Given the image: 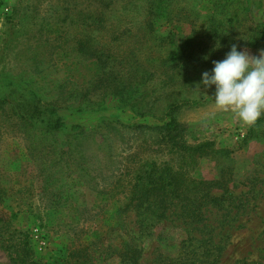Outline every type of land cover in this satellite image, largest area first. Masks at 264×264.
Listing matches in <instances>:
<instances>
[{
    "label": "rangeland",
    "instance_id": "obj_1",
    "mask_svg": "<svg viewBox=\"0 0 264 264\" xmlns=\"http://www.w3.org/2000/svg\"><path fill=\"white\" fill-rule=\"evenodd\" d=\"M105 1L0 0V100H7L0 107V264H264V115L249 133L252 125L215 107L214 86H199L193 70L184 73L196 81L183 86L181 74L165 64L162 37L174 38L175 45L190 35L199 23L196 11L205 12L201 0H171L187 18L157 20L158 44L150 48L154 73L145 87L137 85L141 99L124 103L108 94L96 107L86 100H100L88 89L101 82L98 64L74 48L78 37L90 36L63 18L70 6L87 14L93 6L105 10ZM129 1L119 0L122 24L113 22L146 23L145 1L134 0L130 10ZM234 2L243 3L264 33V0ZM148 39L141 31L142 59L150 53ZM261 49L264 43L238 46L252 56ZM166 77L178 84L165 85ZM26 103L46 112L31 126L20 117L32 113ZM47 113L52 121L60 118L61 128L50 131L42 122ZM169 117L183 127L186 144L211 141L231 150L225 161L230 181L210 190L224 193L223 206L201 205L198 220L184 200L150 197L139 209L126 208L139 165L175 159V147L156 128ZM216 167L204 159L191 175L212 179Z\"/></svg>",
    "mask_w": 264,
    "mask_h": 264
},
{
    "label": "trees",
    "instance_id": "obj_2",
    "mask_svg": "<svg viewBox=\"0 0 264 264\" xmlns=\"http://www.w3.org/2000/svg\"><path fill=\"white\" fill-rule=\"evenodd\" d=\"M144 1L148 10V21L141 24L133 22L130 26L129 23L121 25L122 21L117 14L120 11L117 8L119 0H106L105 10L93 6L91 13L88 12L87 14L82 9L77 8L79 11H76L74 6L66 9L67 13L63 20L69 17V23L76 22L78 33H83L86 30L90 36L86 41L78 37L79 39H76L74 48L83 58L96 61L99 67L100 73L97 75V79L101 82L89 85L88 89L97 90L100 100L96 102L92 98H88L86 100L87 105L95 102L96 107L101 106L104 97L108 94L124 103H129L132 100L135 103L141 99L139 96H143L144 91H142V88H138L137 85H144L145 87L151 81L154 73L151 62L156 59L152 57V52H150V48L158 44V41H154V25L158 19L169 22L174 18L175 21H182L187 18V15L182 13L181 8L171 7V0ZM203 2H206V8L202 5ZM134 3L137 4L132 0L125 3V6H129V10L134 9ZM199 5L200 8L205 9V12H202L199 8V12L196 11L199 23L198 21L193 23L194 27L190 35L184 36V40L175 45H173L175 39L172 37L163 36L161 39V43H166L168 46V51L165 50L167 56L165 64L173 72L181 74L182 81L179 84L183 86H187L189 82H195L197 78L200 80L203 72H210L213 68V61L224 59L233 44L239 46V48L248 46L257 48L264 43L263 30L257 28L256 24H253L251 19L247 17L242 2L201 0ZM17 14L18 9L13 8L12 15L16 17ZM173 15L176 16L173 17ZM114 18H117L121 24L114 23ZM103 22L104 27H102ZM198 26L202 29H198ZM123 27L124 31L119 34V29ZM94 29L99 30V33L93 35ZM89 30L92 33H89ZM141 31L150 38L148 39L151 46L149 47L150 53L147 54L145 59H142L138 54L142 51L141 48L144 47V45L141 47L139 41ZM100 32L103 34H100ZM101 39L104 40L103 43H101ZM217 45H220V47H217ZM186 70L195 71L194 75L197 78L186 75L184 73ZM166 79L165 85L171 84L174 86L178 84L170 77H166ZM145 89L148 93L150 92L148 88ZM133 94H138V97H133ZM183 100L189 101L192 99L184 98ZM5 102H7L6 98L0 100V107H3ZM26 104L28 106L27 112L32 113L28 114L27 119L24 116L20 117L28 122V124L26 123L28 126H31L38 123L42 118L41 115L46 112L43 113L37 104L33 103L31 106L29 103ZM146 104H148V101H146ZM46 110L51 113L56 112V109L53 108ZM47 116L48 119H42V122L50 128V131L61 128L62 121L59 117L52 121L48 113ZM261 118L262 116L252 125L249 133L254 131V127L258 126ZM23 125H25V122ZM156 128H158V133L163 135L175 147L172 150L175 159L161 164L154 161L140 164L131 179L126 208L137 207L139 209L143 204L149 203L150 197H154L155 201L158 202L164 199H170L171 203L174 200H177V202L184 200L187 203L184 208L188 211L189 216L198 220L201 217V205L215 203L223 206L224 202L222 200L226 199L224 193L222 195H212L210 190L217 187L223 188L222 185L226 186L230 181L229 177H226L229 168L225 161L230 159L231 150L217 148L211 141L197 143L196 145L186 144L180 139L183 127L173 117H169ZM204 159L217 163L216 176L212 179L194 178L191 175Z\"/></svg>",
    "mask_w": 264,
    "mask_h": 264
},
{
    "label": "clouds",
    "instance_id": "obj_3",
    "mask_svg": "<svg viewBox=\"0 0 264 264\" xmlns=\"http://www.w3.org/2000/svg\"><path fill=\"white\" fill-rule=\"evenodd\" d=\"M199 86H214L217 109L231 111L246 125L255 124L264 115V49L252 56L233 44L224 59L213 61L211 71L202 73Z\"/></svg>",
    "mask_w": 264,
    "mask_h": 264
}]
</instances>
